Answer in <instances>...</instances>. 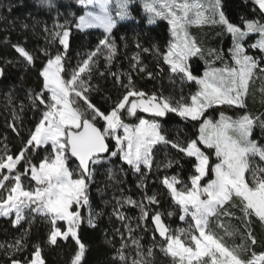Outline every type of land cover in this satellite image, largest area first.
I'll return each mask as SVG.
<instances>
[{"label":"snow or ice","instance_id":"obj_1","mask_svg":"<svg viewBox=\"0 0 264 264\" xmlns=\"http://www.w3.org/2000/svg\"><path fill=\"white\" fill-rule=\"evenodd\" d=\"M46 2L51 6V0ZM76 2L85 8L91 6L90 10L78 18L75 25L77 30L102 27L105 33H111L116 27V21L109 13L108 0ZM131 2L132 0H120L118 7L121 11L118 15L121 18L130 15L128 6ZM253 3V11L260 19L241 17V23L237 24L226 14L224 0H212L210 22L222 26L232 36V46L229 49L232 65L205 71L203 77L195 76L188 63L192 57L202 56L203 53L197 42L188 37L186 25L191 20L192 12H195L198 22L205 19V14L201 11L204 5L190 3L189 0H153L152 3H145L147 24L155 23L157 18L166 19L176 38V42L171 43L164 54V61L170 65L173 73L196 81L200 90L190 97V103L183 97L181 101H174L135 89L129 78L128 84L123 85L125 94L108 113L100 111L91 103L86 94L88 85L80 79V74L89 68V62L96 52L83 61L70 79L61 76L65 54L70 47L71 27L59 25L61 30L55 33V38L63 46V50L51 54L45 51L48 59L40 71L42 89L36 94V99L45 105L46 111L19 154H9L7 151L0 154V170H8L0 178V189H3L0 192V216L14 215L15 224L24 220L26 213L43 216L51 225L47 242L56 245L58 237L65 240L73 238L77 250L71 264H81L86 246L78 236L77 230L82 223L78 207L88 204L86 189L93 175V166L105 159L104 154L119 156L133 172L140 174V184L137 187L143 188L146 171H151L156 163L153 147L165 144L187 158H194L191 161L194 171L189 177L190 186L183 184L178 176L165 175L161 180L172 201L183 213L179 218L184 220L185 216L190 215L194 228L171 231L163 221L164 213L155 209L149 211V205L160 204L155 193H145L143 200H147V205L143 200L136 201L131 197L117 203L121 206L126 203L138 207L141 211L140 218L152 222L154 234L158 233L163 238L161 251L172 257V264H264V251L257 253L244 243L229 249L222 238L207 230L209 217L216 215L218 208L226 203L235 201L239 202L236 206L244 216L254 215L264 222V167L253 165L250 160L258 156L264 161V145L250 139L258 121L260 127L264 128V120L247 113L233 120L223 112L218 121L202 119L206 109L212 105L244 107L250 81L257 73L264 75V0H253ZM97 8L99 12L96 11ZM253 34L258 38L252 44H246V39ZM99 44L108 49L110 60L116 51L115 42L106 35ZM14 47L27 62H33L34 57L24 47ZM249 49L259 50L260 57L249 54ZM99 50L98 47L97 51ZM3 71L0 68V75H3ZM130 97L135 99L130 100ZM78 101L82 102L83 107ZM137 109L150 113L154 118L148 120L137 117L139 123L135 126L124 123L121 113L136 116ZM170 113L183 120L200 122L199 135L185 141L168 139L162 134L159 118H165ZM100 121L103 123L98 127ZM120 129H123L122 135L119 134ZM231 132L238 135L234 137ZM109 138L115 140L116 150L110 149L107 143ZM200 145L206 149H214L219 162L210 165L211 153L206 154ZM40 148L46 154L37 165L33 163L30 153ZM72 158L77 162L75 168L69 165ZM22 160L23 171L14 172ZM176 163L179 161L173 158L156 166L167 169ZM210 173L214 174V178H209L202 184L204 177ZM28 175L36 182L34 189L22 187V177ZM74 205L77 207L74 208ZM117 214L120 219H125L123 214ZM224 214L232 215L230 212ZM167 215L172 216L174 213L168 212ZM59 221L66 222V231L62 230ZM89 224H92L91 219ZM247 241L250 245L257 242L251 232L247 233ZM132 243L137 247V257L143 256L144 252L138 242L133 240ZM0 247L4 245L0 244ZM9 248L22 250L23 238L9 245ZM33 249L31 259H26L25 264H45L42 246L37 244ZM146 254L150 257L152 250L148 249ZM121 259L126 257L121 256ZM12 264H20V261L13 259ZM132 264L148 262L133 259Z\"/></svg>","mask_w":264,"mask_h":264},{"label":"trees","instance_id":"obj_2","mask_svg":"<svg viewBox=\"0 0 264 264\" xmlns=\"http://www.w3.org/2000/svg\"><path fill=\"white\" fill-rule=\"evenodd\" d=\"M224 4L226 14L237 24L241 23V17L260 19L253 11V0H224ZM128 10L131 18L116 21L112 32L105 33L98 29H76V22L84 11L76 0H51V6L46 0H0V67L4 70L0 80V154L5 151L19 154L46 110L45 105L36 99V94L42 89L40 71L48 59L45 51L51 54L63 50V46L55 38V33L61 30L59 25L71 27L70 47L65 54L64 71L61 73L63 77H71L74 71L79 70L83 61L96 52L89 62V68L80 74V79L86 81V94L100 111H111L125 94L123 85L128 84L129 78L135 89L148 95L174 101H181L183 97L190 101V97L197 92L198 85L195 81L182 78V74L173 73L163 59L171 42L168 22L160 19L151 25L147 24V15L139 1L130 5ZM191 34L203 53L201 57L194 56L188 61L193 74L198 77L206 68L204 61L212 57L214 49L220 54L218 50L224 34L222 27L214 24L192 28ZM106 35L111 37L116 46L115 54L110 60L108 49L99 44ZM254 39L255 36L250 35L245 43L249 44ZM14 45L24 47L34 57L33 62L29 63L20 56ZM249 54L260 57L259 50L249 49ZM227 55L226 52L225 56ZM254 93L252 116L264 120V98L257 94L256 89ZM225 110L228 111V107L213 105L206 109L202 119L215 120ZM121 115L129 124H136L137 117L150 120L154 118L150 113L139 110L136 116H129L124 112ZM159 122L162 134L170 140L185 141L197 137L199 133L200 122L183 120L175 114L159 118ZM102 123L100 121L97 126ZM251 137L264 145V128L260 127L259 121L253 127ZM107 143L111 150H115V143L110 138ZM201 148L206 154L211 153L210 165L217 163L212 149ZM45 154V150L40 148L31 152L30 157L38 165ZM153 157L156 163L151 171H146L143 188L137 187L140 184V174L133 172L119 156H107L93 166V175L86 189L88 204L82 208V223L77 230L86 246L81 264H132L133 259L146 260L148 264H172V258L161 251L163 240L154 234L152 222L140 218L141 211L138 207L126 203L121 206L117 203L123 202L127 197L141 201L145 193H155L160 204L149 205V211L155 209L164 213L163 221L173 232L185 224L180 221L181 211L161 180L165 175L178 176L183 184L190 186L189 177L194 171L191 161L194 158H187L165 144L153 147ZM173 158L179 163L171 168L156 166ZM250 160L253 165L264 167V161L258 156ZM23 164L22 160L16 170L23 171ZM69 165L75 168L76 162L71 160ZM211 177L212 173L204 177L201 183L207 182ZM28 180H31L29 175L22 177L23 187L32 189ZM180 186L182 185H178ZM143 202L147 205V200ZM238 203L228 202L218 208L216 215L209 217L207 230L222 238L229 249L244 243L257 253L264 251V223L254 215L244 216L236 206ZM88 210L93 216L92 224L86 218ZM168 212H173L174 215L168 216ZM225 212L232 215H225ZM117 213L123 214L125 219H120ZM185 221L187 226H191V218ZM59 224L63 230V224ZM50 229L47 219L33 213H26V218L19 224H13L12 217H0V244L4 245L0 247V264H12L13 259L25 264L26 259H31L33 246L37 244L42 246L45 264H71L77 250L75 240L71 237L67 240L58 238V243L51 245L47 242ZM248 232L255 237V245H250L247 241ZM22 238V250L9 248V245ZM133 240L141 246L143 256L137 257V247L133 245ZM148 249L152 250L150 257L146 254ZM121 256L126 259H121Z\"/></svg>","mask_w":264,"mask_h":264},{"label":"rangeland","instance_id":"obj_3","mask_svg":"<svg viewBox=\"0 0 264 264\" xmlns=\"http://www.w3.org/2000/svg\"><path fill=\"white\" fill-rule=\"evenodd\" d=\"M136 1H139L141 4H142V7H143V10L145 11L146 15L148 16V13L146 12L145 10V3H152L153 0H132V2L129 4L128 6V9L130 7V5H132L134 2ZM190 3H200L202 5H204V7L201 9V11L204 12L205 14V19L201 20V21H197L196 17H195V12H192L190 13V17H191V20L190 22L186 25V32L188 34V37L190 39H194L193 35L191 34V29L192 28H197V27H202V25H207V24H212L210 22V17H211V3H212V0H189ZM120 3V0H108V4H109V13L110 15L112 16V18L115 20V21H122V20H128L131 18V15L127 16V17H124V18H121L118 13L121 11V9L118 7ZM78 6H80L84 11H83V14H85L86 11L90 10L91 9V6H89V8H85L84 6L80 5L78 3ZM114 10V11H113ZM97 12H99V9L97 8L96 9ZM129 12V10H128ZM160 19H163V18H157L156 20H160ZM165 21H167L166 19H163ZM78 22V20H77ZM168 22V21H167ZM215 25V24H214ZM219 27H222L220 25H217ZM169 28H170V25H169ZM89 29H98V30H101L103 32H105V30L102 28V27H93V28H89ZM89 29H85V30H89ZM83 30V31H85ZM222 30H223V38L221 37V43L219 45V53L220 54H217V52L215 51L214 49V53L212 55L211 58H209L207 61H204L205 62V65H206V68L205 70L202 72V75L201 76H198V77H203L204 75V72L205 71H210L211 69H219V68H224L225 66H231L232 65V60H231V57H230V54H229V49L231 48L232 46V36L227 33L224 28L222 27ZM171 33V31H170ZM254 35V34H253ZM255 36V39L253 42H255V40L258 38L256 35ZM176 42V38L172 35L171 33V43H174ZM253 42L249 43V44H252ZM227 52V56H225V53ZM261 55V53H260ZM197 57H201V56H197ZM167 64V63H166ZM46 65V64H45ZM170 68V65L167 64ZM171 70V68H170ZM62 73V72H61ZM62 76V75H61ZM63 77V76H62ZM65 78V77H63ZM71 77H68V78H65V79H70ZM186 78V77H185ZM187 79V78H186ZM188 80V79H187ZM190 81V80H189ZM195 83L198 85V90L197 92L200 90V85L195 81ZM257 90V94L263 96L264 98V75H260L259 73H257V75L255 77H253V79L250 81V84H249V88H248V93L244 99V107H238L236 105H233V106H228V105H224L226 107H228V111L225 110V111H222L224 113V115L226 117H230L232 118L233 120L234 119H237L239 116L247 113L249 115L252 116V100H253V93H254V90ZM255 94V93H254ZM131 99H135L134 97H130V100ZM78 103H81V106L83 107V104L82 102L78 101ZM190 103V101H189ZM213 106V105H212ZM142 111L140 109H137V111ZM46 111V110H45ZM262 111H264V108H262ZM253 117V116H252ZM144 119V118H143ZM220 119V114L218 115V117L213 120V121H218ZM150 120V119H148ZM124 123L130 125V126H135L136 124L139 123V120L136 124H129L127 122L124 121ZM258 124V122H257ZM119 134H123V129H120V132ZM231 135H233L234 137H236L238 134L235 133V132H231L230 133ZM199 135V133H198ZM114 143H115V140L110 138ZM250 139H252V137L250 136ZM253 140V139H252ZM255 141V140H254ZM202 147H205L203 145H201ZM116 150V149H115ZM213 150V157L217 160V158L215 157V153H214V149ZM217 162H219L217 160ZM214 165V164H213ZM17 171V170H14V172ZM8 173V170L7 169H3V170H0V178L3 177V175L7 174ZM29 178H30V175H29ZM211 178H214V174L212 173V177ZM31 179V178H30ZM29 184H31V187L32 189H34L37 185H36V182L33 181V180H28L27 181ZM5 183H8L7 181ZM203 184V183H202ZM22 187H23V181H22ZM0 192H3V189H0ZM203 198V197H202ZM86 204H82L81 206L78 207V211L80 212V215H81V211H82V208L85 206ZM74 208H76L77 206L74 205L73 206ZM181 215H183V213L181 212ZM180 215V216H181ZM0 217H6V216H0ZM9 217H12L13 218V224L14 221H15V216L12 215V216H8L6 218H9ZM86 218L88 219V222H89V219H91L93 221V216L91 215V212H89V210L86 212ZM187 218H191L190 215L188 216H185V219L184 220H181L180 218V221H183L185 224L183 225H180L174 232H177L178 230H185L187 231L190 227L194 228V221H192V224L191 226H187V223H186V219ZM81 220H82V216H81ZM192 220V219H191ZM58 223H62L63 224V230L66 231L67 230V224L66 222H63V221H59ZM264 223V222H263ZM198 235V233H195ZM58 238H62V237H58ZM184 238V237H182ZM170 256V255H169ZM171 257V256H170ZM172 258V257H171Z\"/></svg>","mask_w":264,"mask_h":264},{"label":"water","instance_id":"obj_4","mask_svg":"<svg viewBox=\"0 0 264 264\" xmlns=\"http://www.w3.org/2000/svg\"><path fill=\"white\" fill-rule=\"evenodd\" d=\"M1 68V67H0ZM2 78V75H0V80ZM105 157L108 156V154H104ZM73 161H75V158H72ZM76 162V161H75ZM77 163V162H76ZM153 225V224H152ZM166 225V224H165ZM153 228H154V225H153ZM156 235L159 237L158 233H156ZM159 239L163 240V238L159 237Z\"/></svg>","mask_w":264,"mask_h":264}]
</instances>
